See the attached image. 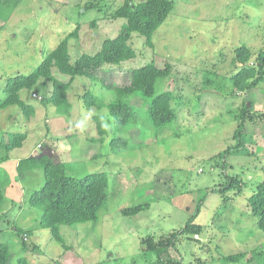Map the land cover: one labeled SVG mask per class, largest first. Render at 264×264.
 <instances>
[{
    "label": "rangeland",
    "instance_id": "1",
    "mask_svg": "<svg viewBox=\"0 0 264 264\" xmlns=\"http://www.w3.org/2000/svg\"><path fill=\"white\" fill-rule=\"evenodd\" d=\"M124 1L20 0L6 22L0 19V100L9 77L32 73L76 26L79 37L69 40L72 61L83 53L98 52L103 40L116 37L126 22L111 16ZM175 2L153 34L152 44L134 32L130 44L135 58L105 64L97 72L105 82L122 86L130 83L135 69L152 60L159 67L170 64L171 74L158 84L156 93L174 91L177 119L173 122L117 129L107 107H87L82 97L88 88L105 101L113 98L99 77H76L68 93L72 104L68 115L33 97L34 92L42 97L52 91L48 80H41L36 89L20 91L36 109L30 119L16 105L0 108V140H7L10 132L28 133L23 146L9 153L11 160L36 150L66 162L74 176L105 171L109 179L107 202L97 221L61 225L65 248L49 228L39 225L43 211L29 201L31 190L44 184L42 169L34 183L28 178L25 185L13 184L16 160H10L7 168L0 166V179L6 182L0 243L11 246V264H19L20 257L29 264H160L142 240L153 235L155 243L181 229L199 204L195 222L204 229L199 236L180 235L175 249H170L173 257L182 264H195L198 259L206 264H264V257L248 262L264 251V231L256 226L249 205L257 184L264 181V120L245 122L243 134L234 137L246 94L236 90L231 80L237 47L246 45L255 54L264 49V0ZM56 76L69 78L60 72ZM248 95L255 110L264 112V80ZM132 103L143 111L140 96ZM94 115L107 127L104 136ZM238 142L239 150L223 154ZM212 186L227 188L209 190ZM145 202L150 208L137 215L121 212ZM17 226L32 231L26 236V249L22 246L26 234H18ZM237 252L247 255L239 262L223 261Z\"/></svg>",
    "mask_w": 264,
    "mask_h": 264
},
{
    "label": "trees",
    "instance_id": "2",
    "mask_svg": "<svg viewBox=\"0 0 264 264\" xmlns=\"http://www.w3.org/2000/svg\"><path fill=\"white\" fill-rule=\"evenodd\" d=\"M20 0H0V19L6 22ZM176 6L175 0H125L113 13V18H125L120 33L114 38H105L102 46L95 54L83 53L72 61L69 51V40L79 37L80 27L76 26L69 32L58 45L51 50L40 65L30 74L16 73L7 79L4 87L5 97L0 100V108L18 106L28 119L35 114L36 109L29 105L20 95L23 89L33 90L37 88L41 80L52 83V91L41 97L44 105L53 104L59 114L68 115L72 104L68 99L69 90L78 76H86L90 79H98V70L105 64H120L123 61L133 59L136 50L130 44L134 32L144 36L147 43L152 44L155 31L168 18ZM94 24V23H93ZM3 25H0V32ZM236 71L231 75L234 88L245 92V98L241 107L240 125L234 133V137H240L245 128V122L264 120V112L258 113L254 107V100L249 97V92L256 88L264 80V49L258 54L244 45L235 49ZM171 65L159 67L154 60L132 72L131 80L126 85H115L100 81L105 88L112 92L113 98L105 101L98 95H94L88 88L82 95L87 107L96 106L98 109L107 107L109 113L117 122V129L126 126L142 125L144 127L155 124L164 125L177 119L176 109L173 107L174 91L165 89L156 93L159 83L165 81L171 74ZM58 72L67 75L68 80H62L56 76ZM140 96L143 111L133 105L132 99ZM96 125L101 136L107 133V127L102 118L94 115ZM28 133L10 132L7 140H0V164L8 161L9 153L20 148L27 139ZM118 138L115 136L113 141ZM103 140V138H102ZM115 143V142H114ZM242 147L238 142L234 147H228L223 154L237 151ZM2 167V166H1ZM38 169L44 174V184L40 188H34L29 195L32 205L42 209L43 214L39 225L51 230L53 238L68 248L66 240L61 233V225H75L88 221H97L99 212L105 207L108 198L109 179L105 171L90 172L82 177L68 173V164L55 160L52 155L36 153L18 159L16 180L25 185L29 179L35 182ZM29 178V179H28ZM6 182L0 179V210L5 205L3 186ZM232 184L229 185L231 187ZM227 187L212 186L209 190L222 191ZM29 191V190H28ZM27 191V194H28ZM249 205L252 213L257 217L256 226L264 231V181L257 184L255 191L249 197ZM150 203H140L121 209L126 216H134L149 209ZM201 205L197 206L196 214L192 215L185 225L166 236H161L153 243V235H148L142 240L145 249L155 253L160 264H182V260L173 257L170 249L176 247V242L182 234L198 235L203 231L204 225L195 222ZM18 234H31V229L24 230L16 227ZM199 238V237H198ZM22 241L24 249L28 243ZM257 257L251 256L248 262H253L264 257V251ZM246 252H237L224 256V262H239L246 257ZM11 246L8 243H0V264H11ZM19 264H29L25 257L18 259ZM195 264H206L198 259Z\"/></svg>",
    "mask_w": 264,
    "mask_h": 264
},
{
    "label": "crops",
    "instance_id": "3",
    "mask_svg": "<svg viewBox=\"0 0 264 264\" xmlns=\"http://www.w3.org/2000/svg\"><path fill=\"white\" fill-rule=\"evenodd\" d=\"M23 146V145H22ZM41 148L43 149V146H41ZM40 148V149H41ZM31 154L30 155H32V154H36L37 152H36V150H34V151H32V152H30ZM29 156V155H28ZM18 159H20V158H15V159H13V160H11V158L8 160V161H5V162H3V163H1L0 164V166H2V167H9V166H7L8 165V163H9V161L11 160V161H14V160H16V165H17V162H18ZM11 166V165H10ZM12 184V183H11ZM13 184H19V183H17V180H16V178L13 180ZM7 190H8V188H7Z\"/></svg>",
    "mask_w": 264,
    "mask_h": 264
},
{
    "label": "built area",
    "instance_id": "4",
    "mask_svg": "<svg viewBox=\"0 0 264 264\" xmlns=\"http://www.w3.org/2000/svg\"><path fill=\"white\" fill-rule=\"evenodd\" d=\"M33 97L41 99V96L36 92L33 93ZM196 236H198V235H196ZM25 239L27 240L26 236H25Z\"/></svg>",
    "mask_w": 264,
    "mask_h": 264
},
{
    "label": "clouds",
    "instance_id": "5",
    "mask_svg": "<svg viewBox=\"0 0 264 264\" xmlns=\"http://www.w3.org/2000/svg\"><path fill=\"white\" fill-rule=\"evenodd\" d=\"M25 236H27V235H25Z\"/></svg>",
    "mask_w": 264,
    "mask_h": 264
}]
</instances>
